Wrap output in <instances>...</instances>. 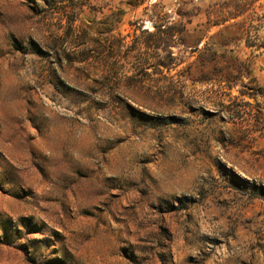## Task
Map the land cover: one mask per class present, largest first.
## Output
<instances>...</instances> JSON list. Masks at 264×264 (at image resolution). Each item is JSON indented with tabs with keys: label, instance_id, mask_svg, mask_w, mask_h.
Returning a JSON list of instances; mask_svg holds the SVG:
<instances>
[{
	"label": "rangeland",
	"instance_id": "obj_1",
	"mask_svg": "<svg viewBox=\"0 0 264 264\" xmlns=\"http://www.w3.org/2000/svg\"><path fill=\"white\" fill-rule=\"evenodd\" d=\"M0 264H264V0H0Z\"/></svg>",
	"mask_w": 264,
	"mask_h": 264
}]
</instances>
